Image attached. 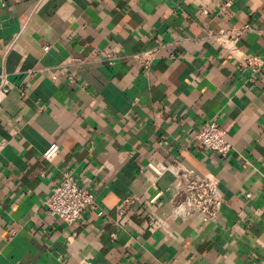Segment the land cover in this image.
Wrapping results in <instances>:
<instances>
[{
  "label": "crops",
  "instance_id": "crops-1",
  "mask_svg": "<svg viewBox=\"0 0 264 264\" xmlns=\"http://www.w3.org/2000/svg\"><path fill=\"white\" fill-rule=\"evenodd\" d=\"M242 24L264 59V0H0V264H264V64L204 39ZM158 44L148 70L105 60ZM67 169L95 196L70 227L45 206ZM180 170L218 179V222L174 218Z\"/></svg>",
  "mask_w": 264,
  "mask_h": 264
},
{
  "label": "built area",
  "instance_id": "built-area-1",
  "mask_svg": "<svg viewBox=\"0 0 264 264\" xmlns=\"http://www.w3.org/2000/svg\"><path fill=\"white\" fill-rule=\"evenodd\" d=\"M229 6V2L223 5L225 8ZM202 12L205 13V11ZM253 31L254 29L248 24H242L218 31L209 30L206 32L204 39L212 40L220 48L225 49L229 59L239 60L251 67H258L260 64H264V59L254 55H241L239 54L238 48L241 38L245 34ZM259 32L264 34V31ZM163 47V45L158 44L148 50L132 54L117 56L107 54L105 60L109 66L114 65L117 60H130L143 70H148ZM1 79L2 86L0 87V97H4L8 94L5 75H2ZM193 138L198 146L221 156H227L232 147L226 139L225 130L215 122L203 123L198 127ZM58 152V145L52 144L43 152L42 158L51 161L56 157ZM152 165L153 164H149L148 167L151 168ZM175 173H177L181 181L179 183V188L182 192L183 199L176 202L173 206L174 218L185 220L192 216H200L206 223L218 222L226 203L219 189L218 179L210 173L197 175L193 171L183 170ZM133 203V200H124L117 207V216L121 217L125 214L128 207ZM94 204V194L79 183L73 171L69 169L64 170L60 182L50 190L45 200L46 214L50 218H55L68 227L76 224L82 217L83 212L89 207H94ZM162 227L164 229L165 224H162Z\"/></svg>",
  "mask_w": 264,
  "mask_h": 264
}]
</instances>
